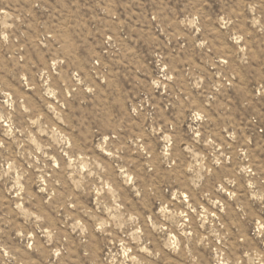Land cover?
Returning a JSON list of instances; mask_svg holds the SVG:
<instances>
[{"label": "rangeland", "instance_id": "obj_1", "mask_svg": "<svg viewBox=\"0 0 264 264\" xmlns=\"http://www.w3.org/2000/svg\"><path fill=\"white\" fill-rule=\"evenodd\" d=\"M0 264H264V0H0Z\"/></svg>", "mask_w": 264, "mask_h": 264}]
</instances>
